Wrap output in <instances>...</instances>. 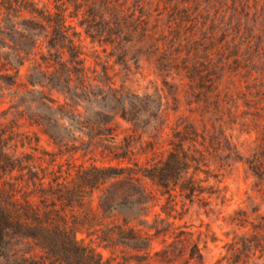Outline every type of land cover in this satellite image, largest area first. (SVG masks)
I'll return each instance as SVG.
<instances>
[{
  "label": "trees",
  "instance_id": "1",
  "mask_svg": "<svg viewBox=\"0 0 264 264\" xmlns=\"http://www.w3.org/2000/svg\"><path fill=\"white\" fill-rule=\"evenodd\" d=\"M4 17L15 43L0 25V264H209L217 233L181 222L210 192L195 125L165 146L163 113L145 136L109 104L96 118L78 111L105 91L125 120L138 118L108 51L125 55L135 32L128 0H0ZM229 251L231 264H264V226Z\"/></svg>",
  "mask_w": 264,
  "mask_h": 264
},
{
  "label": "rangeland",
  "instance_id": "2",
  "mask_svg": "<svg viewBox=\"0 0 264 264\" xmlns=\"http://www.w3.org/2000/svg\"><path fill=\"white\" fill-rule=\"evenodd\" d=\"M128 5L135 32L125 35L126 54L108 51L120 92L138 118L125 120L120 103L105 91L101 102L82 100L78 111L96 118L97 109L109 104L124 126L145 136L157 112L163 113L165 146L193 123V142L210 149V169L201 173L210 192L191 202L181 222L209 224L218 239L204 248L208 263L231 264L235 240L264 226V0H128ZM0 25L15 43L5 17ZM6 106L8 101L1 104ZM42 144L49 145L47 136Z\"/></svg>",
  "mask_w": 264,
  "mask_h": 264
}]
</instances>
